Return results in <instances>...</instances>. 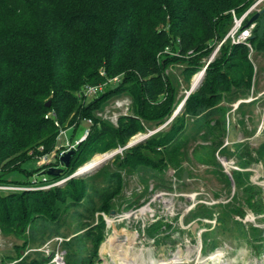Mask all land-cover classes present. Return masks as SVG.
Listing matches in <instances>:
<instances>
[{
    "label": "rangeland",
    "instance_id": "374dc122",
    "mask_svg": "<svg viewBox=\"0 0 264 264\" xmlns=\"http://www.w3.org/2000/svg\"><path fill=\"white\" fill-rule=\"evenodd\" d=\"M257 2L247 20L264 9V0H251L250 5ZM256 22L261 34L264 12ZM233 24L231 13L223 37ZM222 38L214 39L209 55L195 63L189 60L194 53L164 50L168 59L162 61L163 73L173 85V98L163 115L139 117L143 129L125 144L94 153L65 176L42 180L49 167H63L60 156L69 149L75 151L95 120L98 126L104 122L117 128L121 116H136L133 97L126 93L92 104L78 125L59 131L51 151L20 164L26 174L18 169L5 174L0 196L51 188L81 177L90 184L85 195L95 208L84 210L82 205L89 202L84 198L76 210L63 211L57 232L47 235V229L40 230L35 239L29 227L22 232V221L0 208V264L32 263L39 256L47 259L45 264H66L64 241L82 234L86 248L96 250L93 264H264V50L257 51L249 40L248 44L240 42L247 47L252 66L250 85L244 91L233 85L221 91L213 107L222 114L209 121H223L222 125L210 129L206 120L200 122L197 116L184 113L182 101L191 93L195 77L198 75L194 90L202 85L207 68L220 58L221 49L235 44L230 38L221 44ZM114 77L117 81L107 83L102 93L119 83L123 74ZM162 98L163 94L157 101ZM93 99L88 96L85 103ZM150 138L164 139L165 143L143 147L144 158L134 165H120L118 157L131 146L145 145ZM96 155L104 156L82 170ZM111 174L120 179L118 191L101 211L104 195L95 192L114 187ZM93 237L98 244L94 245Z\"/></svg>",
    "mask_w": 264,
    "mask_h": 264
},
{
    "label": "trees",
    "instance_id": "16d2710c",
    "mask_svg": "<svg viewBox=\"0 0 264 264\" xmlns=\"http://www.w3.org/2000/svg\"><path fill=\"white\" fill-rule=\"evenodd\" d=\"M250 3L251 0H0V181L7 180L8 172L21 170L20 164L28 158L51 151L59 131L78 125L92 104L126 93L133 97L136 116H121L117 128L104 122L98 126L95 120L86 139L72 154L69 166L57 175L47 174L48 168L45 175L65 176L94 153L125 144L143 129L139 117L163 115L173 98V85L163 73L162 61L168 59L164 50L194 53L189 59L192 63L208 56L209 44L227 31L230 11L241 15ZM256 21L249 41L261 51L264 29L258 34ZM230 47L221 49L220 58L207 68L202 85L183 103L185 114L197 116L200 122L206 120L210 129L223 123L209 121L222 114L213 107L221 91L232 85L244 91L250 85L252 66L247 60V47L241 43ZM117 74H123L117 85L85 103L81 90L86 85L102 83ZM162 94L164 99L157 101ZM164 143V139L150 138L145 145L131 146L122 158L118 157L119 163L125 167L134 165L144 158L143 147ZM109 180L115 182L114 187L95 192L104 195L101 211L108 208L106 202L118 191L120 179L111 174ZM89 186L88 180L73 177L63 185L1 195L0 208L22 221V232L29 227L35 239L40 230L47 229V235L57 232L63 211L71 207L76 210L84 198L89 202L82 205L83 209H94L92 199L85 195ZM84 237L82 234L64 241L66 264H93L97 253L95 248H86ZM93 243L98 244V240ZM46 260L39 256L26 264H45Z\"/></svg>",
    "mask_w": 264,
    "mask_h": 264
},
{
    "label": "built area",
    "instance_id": "2783aa9c",
    "mask_svg": "<svg viewBox=\"0 0 264 264\" xmlns=\"http://www.w3.org/2000/svg\"><path fill=\"white\" fill-rule=\"evenodd\" d=\"M261 1V0H260ZM255 4L249 5L245 11L241 15H236L234 10H231L232 15L234 16V24L231 29V31L220 40V43L222 44L225 42L228 38L231 39L232 43H245L248 44V40L252 35V28L255 25V22L249 24L248 26H244L245 20H247V17L251 13V11L255 8ZM112 81H117V77L114 78H109L105 82L99 83V84H92V85H86L82 90H81V95L84 97L88 96H94L103 91V87ZM88 123H91V120H87ZM60 132H64V130H60ZM88 133V130L85 131V134ZM42 180L44 182H47V176L44 175Z\"/></svg>",
    "mask_w": 264,
    "mask_h": 264
},
{
    "label": "water",
    "instance_id": "95a60500",
    "mask_svg": "<svg viewBox=\"0 0 264 264\" xmlns=\"http://www.w3.org/2000/svg\"><path fill=\"white\" fill-rule=\"evenodd\" d=\"M264 12V9H262L261 11L259 12H256L254 13L253 15H251V17L247 20V22L244 24V26H248L249 24L255 22L259 15L261 13ZM195 86L191 85L190 89H189V93L192 92L194 90ZM184 102V101H183ZM47 105H49V101L47 102ZM131 143H129L128 145H130ZM74 153V150L73 149H69L68 151H66L64 154H62L59 158V162L60 164L63 166V167H54V166H51L49 167V169L47 170V174L49 175H57L60 173V171L63 169V168H66L69 166V163H70V158L72 156V154Z\"/></svg>",
    "mask_w": 264,
    "mask_h": 264
},
{
    "label": "bare ground",
    "instance_id": "6f19581e",
    "mask_svg": "<svg viewBox=\"0 0 264 264\" xmlns=\"http://www.w3.org/2000/svg\"><path fill=\"white\" fill-rule=\"evenodd\" d=\"M197 77H198V75H197ZM197 77H195V79H197ZM195 79L193 80V86H195V83H196ZM103 156L102 155H96L93 160L91 159L92 161H89L87 164H85V166L81 167V169L82 170L89 169L90 167L94 166L98 161H100L103 158Z\"/></svg>",
    "mask_w": 264,
    "mask_h": 264
}]
</instances>
